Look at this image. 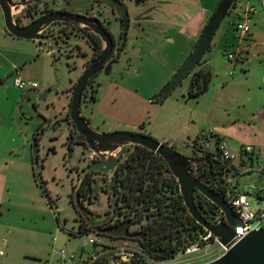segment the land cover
<instances>
[{"label":"rangeland","instance_id":"1","mask_svg":"<svg viewBox=\"0 0 264 264\" xmlns=\"http://www.w3.org/2000/svg\"><path fill=\"white\" fill-rule=\"evenodd\" d=\"M188 1L176 0L174 5L179 4L176 6L178 11L186 9L189 14L194 13L200 0H193L196 1L194 4ZM203 1L211 8L216 2ZM250 5L257 9L252 12L250 32L243 34L237 29L236 21ZM213 10L194 20L195 27L204 19L199 35L188 30L194 38L182 36L178 40L176 37L175 41L163 38L164 41L154 43L159 38L155 36L149 45L134 37L136 46L130 55L123 53L118 67L110 73L102 71L98 74L100 82L95 101L83 100V114L91 118L93 126L106 131H141L158 139L168 137L180 152L192 156L196 155L193 143L197 134L203 130L209 133L208 130L219 126L231 136L237 134L246 145L261 150L264 159V0H241V4L224 18L212 39L211 49L202 58L206 60L211 76L200 96L193 97L189 93L196 79L193 70L164 101L160 100L165 84L177 71L171 74L165 67L166 60L173 64L175 59H183L180 64L183 63ZM70 45L88 50L85 40L75 34L68 42L61 38L59 42L54 40L53 45H40L32 38L10 35L0 7V195L3 196V207L6 197L12 195L15 205L10 218L20 221L23 227L24 236L17 238V243L14 241L12 249H35L38 253L35 257L42 258L47 264H80L82 259L96 254L97 248H104L103 244L90 241L100 229L80 232L84 215L73 200L74 188L91 152L81 141L73 142L71 150L68 149V136L74 127L69 116L73 85L83 72L75 65L83 56L73 54L66 58L60 54L62 47ZM183 51L185 54L181 56ZM230 51L236 52L235 59L229 58ZM15 75L36 81L39 92H31L30 96L22 98L31 87L17 86ZM45 91L46 96L41 98L40 93ZM234 119L236 122L231 123ZM37 131L40 167L31 158ZM224 135L228 139L226 132ZM231 141L236 147L232 148L238 161L241 152L232 137ZM26 145L28 151H25ZM25 153L31 158L28 162L23 160ZM233 179L239 181L242 190L254 181L259 182V187L264 186V172L258 169ZM92 186L91 197L84 198L85 213L96 223L103 221L111 211L107 175L96 173ZM251 191L249 197L253 206H262L264 198H260L253 188ZM27 208L30 209L28 214L23 212ZM22 215L27 217L26 221ZM27 237L28 241L25 240ZM105 239L113 244L124 242L131 248H140L138 239L110 235H105ZM190 247L191 250L182 252L179 257L161 262L154 259L137 262L130 254L110 247L93 264H199L219 256L226 249L216 239H209L203 245L195 242ZM4 249L6 255L8 249ZM63 249L68 256L74 257H63ZM4 255H0V264H43L34 258L28 261L22 255L12 259L4 258Z\"/></svg>","mask_w":264,"mask_h":264},{"label":"water","instance_id":"2","mask_svg":"<svg viewBox=\"0 0 264 264\" xmlns=\"http://www.w3.org/2000/svg\"><path fill=\"white\" fill-rule=\"evenodd\" d=\"M31 1L32 0H24L15 2L14 0H0V7L2 9L6 30L18 37L38 40L40 45L45 43L51 45L48 42L49 35L44 32L45 29L55 21H65L79 26H87L107 42L101 54L93 60L89 68L78 78L71 99L70 119L76 130L84 136L85 144L91 150L89 163L81 170L73 192L74 202L80 212L86 215L84 207L78 200V191L90 172L99 171L107 175L108 178L109 192H111L110 198L113 199L111 202L113 208L109 219L113 217L116 210L115 204L117 199L114 189L111 188L110 185L114 180L115 172L123 157L122 150L128 145H143L160 154L168 162L172 173L179 182L180 191L190 213L197 222L213 233L216 240L226 247L225 251L219 256L199 264H264V226L253 228L248 231L244 229L243 221L236 212L233 204L228 200L226 194L206 183L203 178L194 172V165L197 170L199 166V161L196 156L184 154L167 141L158 139L145 132L132 130H101L99 127L93 126L90 117L83 114V94L87 80L99 72L100 64L108 55L112 46L111 36L103 27L100 20L71 11L57 10L40 15L27 24H21L17 20L15 14L24 10ZM38 1L41 2L42 0ZM80 1L84 2L86 0ZM106 1L116 4L115 0ZM235 1L236 0L219 1L205 24L192 51L165 84L161 92V101H164L168 94L197 66H201V69L205 71L201 82L203 83V91L206 89L211 71L209 67H206V62L202 58L206 51L211 49L212 39L224 18L229 14ZM17 5H19V7ZM157 8H159L157 5H153L150 9L152 13L161 11ZM153 15L154 14H151L149 19H147L149 20L148 23L153 28H149V31L154 30L153 23L151 22V17H153ZM142 28H146V23L142 24ZM201 69L195 71L196 78L200 75ZM47 91L40 93L41 98L46 96ZM31 92L38 93L39 89L37 87H31L23 94L22 98L30 96ZM38 135L39 131H37L34 136L33 155L34 163L37 167H40V144ZM68 149L69 151L71 150L70 142L68 143ZM53 151H55L54 147ZM193 163L195 164L193 165ZM197 190L203 192L219 206L222 216L218 218L215 211H205L203 210V206L197 205L195 201V193ZM86 218L94 228L102 223V221L93 222L89 216ZM123 223L126 225L125 230H120ZM129 224V220L126 222L123 221L106 228H100V230L107 235L134 237L137 233L129 230Z\"/></svg>","mask_w":264,"mask_h":264},{"label":"trees","instance_id":"3","mask_svg":"<svg viewBox=\"0 0 264 264\" xmlns=\"http://www.w3.org/2000/svg\"><path fill=\"white\" fill-rule=\"evenodd\" d=\"M236 7L237 1L234 2L230 12H233ZM202 71L190 88L189 93L193 97H198L203 92V83L200 78ZM211 135L217 140L222 139L214 132ZM80 137L84 138L79 133L76 141H81ZM199 140L200 137L194 139L195 146ZM122 151L125 154H123L110 187L114 189L116 198L123 201L125 217L139 222L144 231V234L138 238L140 248L135 257H132L133 259L137 262H145L149 259L170 260L195 242L203 245L209 239H215L213 235L209 239L201 236L208 230L197 222L188 210L179 182L168 162L160 154L143 145H128ZM194 151L198 153L196 149ZM195 156L199 161L196 174L206 183L226 194L227 188L230 187L227 174L233 170L231 168V166L234 168L233 162H223L206 152ZM86 195L87 193L82 188L79 192L80 203L81 197H86ZM259 197L264 196L259 192ZM195 201L197 205L203 206V210L215 211L217 216H222L219 206L203 192L197 190ZM83 207L86 209L85 206ZM86 217V215L82 216L80 222L81 233L100 229V224L94 228ZM99 233L107 235L101 230Z\"/></svg>","mask_w":264,"mask_h":264},{"label":"flooded vegetation","instance_id":"4","mask_svg":"<svg viewBox=\"0 0 264 264\" xmlns=\"http://www.w3.org/2000/svg\"><path fill=\"white\" fill-rule=\"evenodd\" d=\"M15 2H21L24 0H14ZM116 4L110 3L106 0H86L84 2L80 0H42L41 2L38 0H32L27 7L16 13L15 16L17 20L21 24H27L33 19L43 15L45 13L51 11H71L74 13H79L86 15L88 17L98 18L103 25V27L109 32L112 40V46L110 48V52L105 57V59L101 62L100 70L98 73L94 74L91 78L87 80V83L84 88L83 100L95 101L97 98L98 92V74L102 71H106L110 73L114 68L118 67L122 60L123 53L127 52L130 55L131 50L136 46V41H134V37L136 40L139 38V31L141 29V22L143 20H147L152 13L150 8L153 5H157L161 11L164 13V7L172 0H115ZM152 1L151 3H149ZM19 7V5H17ZM149 28H152L150 25ZM155 28V27H154ZM153 29V28H152ZM49 35L48 42L53 45L54 40L57 42L63 38L66 42H68V38L71 37L72 34L78 35L82 37L87 46L88 50H82V47L76 46H67L62 47L60 49V54L68 58L71 55L77 54L78 56H83V59L80 63H75L76 67H80L84 72L89 66L92 64L93 60L98 57L104 46L107 45V42L99 36L97 33L91 30V28L87 26H79L73 23L65 22V21H55L47 29L44 31ZM53 52V51H52ZM56 58V54H55ZM201 66L195 67V71L201 69ZM203 70V69H201ZM82 72V73H83ZM202 76L205 71H202ZM198 77V76H197ZM202 80V77H200ZM77 80L74 82L73 90L76 85ZM73 124V122H72ZM74 125V124H73ZM79 132L76 130L75 126L71 129V132L68 136V143L70 142L71 148L73 147V142L76 141V137H78ZM81 142H84V138L80 137ZM86 145V144H85ZM87 146V145H86ZM91 152V150H90ZM196 155L198 153H195ZM90 159V157H89ZM89 159L87 164L89 163ZM86 164V166H87ZM195 163H193L194 165ZM85 168V166H84ZM83 168V169H84ZM82 169V170H83ZM197 169L194 172L197 173ZM81 173V172H80ZM96 173H101L99 171L90 172L82 186L78 191V200H79V192L82 188H84V192L87 193L86 197H81V204L86 207L84 203V198H90L93 192V177ZM109 188V185L107 186ZM111 195V193H110ZM115 204L116 210L112 218L109 219L110 213L112 211L113 205H111V211L108 212L107 217L102 221L99 225L100 228H106L111 225L119 224L121 222L130 221L129 230L137 233L134 237H125V236H117L121 238H129V239H138L144 234L142 225L139 222L133 221L125 217L126 213L124 208L122 207L123 201L118 200ZM113 201V199L111 198ZM80 201V200H79ZM125 223L122 224L120 230H125Z\"/></svg>","mask_w":264,"mask_h":264},{"label":"crops","instance_id":"5","mask_svg":"<svg viewBox=\"0 0 264 264\" xmlns=\"http://www.w3.org/2000/svg\"><path fill=\"white\" fill-rule=\"evenodd\" d=\"M219 1L220 0H216L215 6L213 8H211L209 4H206V1H203V0L197 1V5H198L197 10L194 13L189 14L186 9H184L183 11L181 9H179V11H178V8L176 6H179V4L175 6L174 4H175L176 0H172L164 7V10L167 12H165V11H164V13H163V11L153 12L154 15H153V17H151V22L153 23V26L155 27L154 31H152V32L149 31V27H148L150 25L148 23L149 20H146V21L143 20V22H141V29L139 31V38H140V40H142V42L145 41L146 43H149V45H150V43H153V38L155 36H157L159 38L154 43L164 41L163 38L167 39V41H175L176 37L178 40L182 36L185 38H189V39L194 38L193 36H195V35H192V33L196 32L199 35V33H200L199 30H200L201 26L203 25L204 19L200 23L197 22L195 27H194L195 24L193 25L194 20L199 15H205L206 12H209L211 9L212 10L215 9L216 6L218 5ZM236 1H237V7H238L239 4H241V0H236ZM188 2H190V3L192 2V4H194V2H196V1L190 0ZM246 8H248V6ZM157 9L161 10L160 8H157ZM175 9H177V11H175ZM255 9H257L256 6H255ZM147 19H149V18H147ZM145 23H146V28L143 29L142 24H145ZM191 25H193V26H191ZM188 30L191 31L192 33L190 34ZM10 35H14V34L10 33ZM138 47H140V46H138ZM149 47H153V49L156 48L154 46H149ZM140 49L142 50V48H140ZM183 54H185L184 51L181 54V56ZM182 60L183 59L178 61L177 59H175L173 64L169 60H166L165 67H166V69L171 71V74H173V72H175V70H177V67L179 66V64ZM205 62H206V60H205ZM15 66L17 69L16 64H15ZM16 76L17 75H15V77ZM15 77H14V82H15ZM261 112H263V111H261ZM236 120L237 119L232 120L231 123H235ZM219 128H220L219 126H215L214 129H210V130H208V132H214L215 134H218L219 136H221L223 139H225L228 142L230 149L232 151H234L233 148H236V147H233V145L231 144V142H232L231 137H232L234 139V142L237 145L238 149L242 153L243 147L246 146L245 142L242 141L237 136V134L231 136L228 131H225V130L222 131L223 129H221V128L219 129ZM222 128H224V127H222ZM225 132L228 134L227 135L228 139L224 135ZM205 133H206L205 130H203L202 133L197 134L195 139L197 137L202 138V136ZM161 140H164V141H167L168 143H170L168 137H164ZM170 144H172L176 147V145L174 143H170ZM193 145H194V143H193ZM255 150H256V152L259 153V154L255 153L256 156H248L246 158L244 156H242L238 161L235 159L233 160V166L235 167L234 168L235 170L230 171L229 172L230 176L227 178V180L229 182V186H230L227 188L228 192L237 191V192H247L250 194V193H252L251 190L253 188L257 192L264 194V190H263L264 186L259 187V182H257V181H254L253 183L249 184L247 189L242 190L241 188H239V181L238 180L234 181V179H233L234 176H238V175H241L242 173L248 172L249 170L244 171V168H246V167H251L250 170L251 169H258L259 172H264V171L260 170V168H259L260 164L264 162V159L261 156L262 155L261 150H258L256 148H255ZM25 151H28L27 145L25 146ZM14 157H15V159H12L13 163H14V160H16L17 155H15ZM31 158H32V161L34 162V155H32ZM31 158L29 157V155L27 153H25L23 160L25 162H28L29 159L31 160ZM255 160L257 161V164H255ZM2 197L3 196L0 195V238H1V244H2L3 249L5 247H7L8 251H7V254L4 255L5 254V249H4V253L0 254V255H2V256L4 255V258H7V259H12L16 256L22 255L28 261H30V259L34 258V259H38V261H40V262H43L44 260L42 258L35 257V256H38L37 255L38 253H36L35 249L31 250V249H28L26 247H22L21 251H16V250L12 249L14 247V241H15V243H17V238L24 236L23 233L21 232V231H23V227H22V223L20 221H17L13 218H10V213L13 212L12 209L14 208V205H15L14 204V198L12 197V195H10L9 197H6L7 201L5 202L6 204L4 205V207H3V201H2L3 198ZM28 201H30V199H28ZM23 212H27V214H28V212H30V209L27 208ZM6 213H7V217H6ZM22 217L24 218L23 221H26L27 217L25 215H22ZM25 240L28 241V237ZM105 242H106V244L104 245L105 247L103 249H101V250H99L98 248L96 249L97 250L96 254L103 253L101 258L105 255V253L107 252V250L110 247L113 248L115 246H118V245L124 243V242H122L120 244H116V243L113 244V242H108L106 239H105ZM63 250H61V255L63 257H66V258L67 257H71V258L74 257L72 255L68 256L65 250H64V254H63L62 253ZM12 251H13V254H12ZM96 254H94L93 256H95ZM82 260L85 261V259H82ZM24 262H25V260H24ZM43 264H47V263L43 262Z\"/></svg>","mask_w":264,"mask_h":264},{"label":"built area","instance_id":"6","mask_svg":"<svg viewBox=\"0 0 264 264\" xmlns=\"http://www.w3.org/2000/svg\"><path fill=\"white\" fill-rule=\"evenodd\" d=\"M255 11V6L250 5L246 8L241 14L240 18L236 21L237 29H239L243 34H247L251 30V16L252 12ZM237 57L235 51L229 52V58L235 59ZM15 84L20 88H27V87H35L37 86L36 81L25 80L20 75L15 77ZM212 132L205 133L202 138H200L199 143L195 146L194 149L200 154L202 153H209L213 158L220 159L223 162H233L236 158V154L230 149L228 142L225 139L217 140L214 136L211 135ZM255 147L251 144H248L243 147V151L241 153V157L244 156L245 158L248 156H256ZM231 168L235 170L232 166ZM251 167L244 168L245 170H250ZM260 170L264 171V162L260 164ZM264 190V189H263ZM264 196V194H262ZM226 196L228 200L233 204L236 209V212L239 214L241 220L244 223V229L246 231L253 229V228H260L264 226V202L263 205L256 208L253 206L252 201L249 197V193L247 192H227ZM264 198V197H260ZM222 215V213H221ZM220 216H218L219 218ZM213 233L208 230L206 234H201V236L205 239H209ZM214 236V235H213ZM215 237V236H214ZM216 239V238H215ZM90 241L95 243H101L103 246L106 244L105 242V235L97 234V236H91ZM199 244V243H198ZM224 246V245H223ZM105 247V246H104ZM122 253L130 254V257H135L138 248H131L127 243L120 244L118 246L113 247ZM196 248V247H195ZM226 248V247H225ZM187 250H191V247L188 246L185 250H182L175 258L179 257L182 252ZM4 253V249L0 244V254ZM64 254V250L62 251ZM103 253L96 254L91 258L83 261L81 264H93L95 261L100 260ZM73 256V255H72ZM172 260V259H170ZM165 260V261H170ZM161 262V261H160Z\"/></svg>","mask_w":264,"mask_h":264}]
</instances>
